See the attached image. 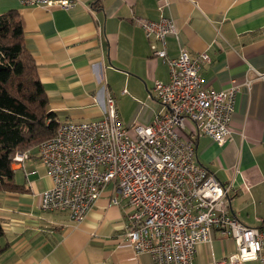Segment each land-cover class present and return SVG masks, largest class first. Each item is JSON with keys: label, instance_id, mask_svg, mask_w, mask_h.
I'll list each match as a JSON object with an SVG mask.
<instances>
[{"label": "crops", "instance_id": "obj_1", "mask_svg": "<svg viewBox=\"0 0 264 264\" xmlns=\"http://www.w3.org/2000/svg\"><path fill=\"white\" fill-rule=\"evenodd\" d=\"M15 10L25 46L36 64L48 97V110L59 123L101 117L106 94L122 125L133 135L163 113L155 99V81L168 82L167 65L151 54L134 18H172L177 38L168 36L166 51L179 47L192 57L205 53L210 62L200 74L204 87L219 91L251 79L235 99L227 141L218 146L201 136L195 142L197 163L231 187L230 209L243 224L264 222V0H76L70 10L26 7L0 1V14ZM259 74L261 77H257ZM125 91V92H124ZM130 107V113L126 108ZM192 129L191 124H187ZM25 177L13 169L18 193L0 192V219L7 249L0 264H153L149 254L135 255L123 240L124 201L108 185L85 219L70 222L62 212H42L39 195L50 179L27 151ZM211 244L196 247L194 262L208 264L235 249L231 239L212 232Z\"/></svg>", "mask_w": 264, "mask_h": 264}, {"label": "built area", "instance_id": "obj_2", "mask_svg": "<svg viewBox=\"0 0 264 264\" xmlns=\"http://www.w3.org/2000/svg\"><path fill=\"white\" fill-rule=\"evenodd\" d=\"M11 1L65 11L76 4ZM134 21L151 54L168 67V82L155 81L152 88L164 112L146 126H135L130 135L106 94L100 118L59 123L55 135L37 146L38 162L50 179V187L39 195V209L62 212L70 222L79 223L104 189L113 185L117 195L111 204L125 202L123 240L135 255L149 254L153 264H196V247L211 244L215 231L220 238L231 239L235 249L208 264H264V228L247 226L233 215L231 187L200 166L195 151L201 136L218 146L227 141L236 96L249 89L252 80L232 82L219 91L206 89L200 70L210 62L207 54L192 57L183 47L174 58L167 54V37L177 38L172 18ZM28 159V152H17L11 164L26 178L32 174L24 167Z\"/></svg>", "mask_w": 264, "mask_h": 264}, {"label": "trees", "instance_id": "obj_3", "mask_svg": "<svg viewBox=\"0 0 264 264\" xmlns=\"http://www.w3.org/2000/svg\"><path fill=\"white\" fill-rule=\"evenodd\" d=\"M49 100L25 46L21 20L15 10L0 14V192L18 193L12 160L52 138L59 126L48 110ZM264 228V222L261 226ZM4 232L0 219V239ZM7 249L0 244V255Z\"/></svg>", "mask_w": 264, "mask_h": 264}, {"label": "rangeland", "instance_id": "obj_4", "mask_svg": "<svg viewBox=\"0 0 264 264\" xmlns=\"http://www.w3.org/2000/svg\"><path fill=\"white\" fill-rule=\"evenodd\" d=\"M126 113H130V107L128 106V108H126ZM185 123H186V126H187V124L189 123V124H191L190 122H189V120H185ZM41 166V165H40Z\"/></svg>", "mask_w": 264, "mask_h": 264}]
</instances>
